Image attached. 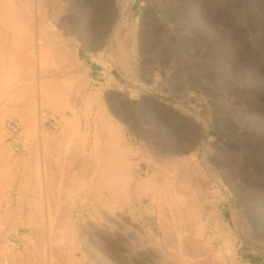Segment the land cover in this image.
<instances>
[{"label":"rangeland","instance_id":"374dc122","mask_svg":"<svg viewBox=\"0 0 264 264\" xmlns=\"http://www.w3.org/2000/svg\"><path fill=\"white\" fill-rule=\"evenodd\" d=\"M143 1L0 0V264H264V0Z\"/></svg>","mask_w":264,"mask_h":264},{"label":"built area","instance_id":"2783aa9c","mask_svg":"<svg viewBox=\"0 0 264 264\" xmlns=\"http://www.w3.org/2000/svg\"><path fill=\"white\" fill-rule=\"evenodd\" d=\"M143 5V0H128V11L132 14H142Z\"/></svg>","mask_w":264,"mask_h":264},{"label":"bare ground","instance_id":"6f19581e","mask_svg":"<svg viewBox=\"0 0 264 264\" xmlns=\"http://www.w3.org/2000/svg\"><path fill=\"white\" fill-rule=\"evenodd\" d=\"M128 232H130L129 234L132 235V236H134V234H135L134 231H132V230L131 231L129 230ZM151 251L153 252V254L155 256H157L158 253H159L157 249H151Z\"/></svg>","mask_w":264,"mask_h":264}]
</instances>
